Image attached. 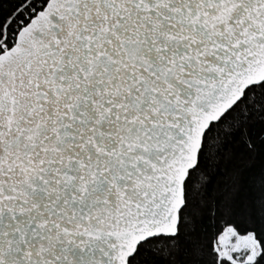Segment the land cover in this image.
<instances>
[{"label": "snow or ice", "instance_id": "1", "mask_svg": "<svg viewBox=\"0 0 264 264\" xmlns=\"http://www.w3.org/2000/svg\"><path fill=\"white\" fill-rule=\"evenodd\" d=\"M0 264H264V0H0Z\"/></svg>", "mask_w": 264, "mask_h": 264}]
</instances>
